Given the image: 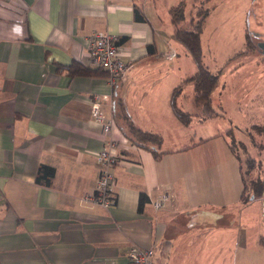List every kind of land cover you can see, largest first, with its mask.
I'll list each match as a JSON object with an SVG mask.
<instances>
[{"label":"crops","instance_id":"crops-1","mask_svg":"<svg viewBox=\"0 0 264 264\" xmlns=\"http://www.w3.org/2000/svg\"><path fill=\"white\" fill-rule=\"evenodd\" d=\"M217 1L229 4L224 20L248 2L253 29L264 35L262 10L249 7L258 0H0V264H131L134 246L153 249L154 264H264V208L240 202L242 169L225 134L264 124L233 127L229 112L233 101L236 116L264 117V61L222 69L212 97L222 117L201 114L191 85L177 99L195 115L188 126L170 104L173 89L196 72L172 38L170 9L184 2L192 15ZM95 32L121 40L128 67L114 87L105 76L57 71L73 62L92 67ZM95 96L106 98L107 116L120 101L138 128L160 135V158L132 145L117 124L105 135L92 117ZM219 118L231 127L219 130ZM113 140L121 155L116 202L104 209L87 196L99 177L96 155ZM41 165L55 169L51 187L36 183Z\"/></svg>","mask_w":264,"mask_h":264},{"label":"trees","instance_id":"trees-1","mask_svg":"<svg viewBox=\"0 0 264 264\" xmlns=\"http://www.w3.org/2000/svg\"><path fill=\"white\" fill-rule=\"evenodd\" d=\"M195 1L199 2L201 0ZM209 1L210 0H204V2ZM204 2H202V4ZM185 9L186 5L184 2H181L177 6L171 7L170 9L172 23L177 27L172 38L186 49L187 55L190 57L196 67V72L191 77L186 78L179 86L173 89L170 104L172 111L178 121L183 125L188 126L192 122L195 115L182 111L177 105V99L184 91V89L189 85H191L194 89L195 107L201 111V114L205 118H214L218 116L222 117L224 115L214 108L212 100L213 94L218 88L222 70H219L217 72L211 71L208 66L205 65L203 60L201 34L204 23L210 15V10L209 8H204L201 6V8H199L195 14L196 18L191 19L192 27L190 30H188L179 27V25L185 20ZM135 13L137 21H145L144 17L139 14V11L137 9ZM119 43H121V40H119L118 44ZM256 48L260 49L261 51L263 50L260 45H254L251 37L249 35H246V49L238 53L237 56H241L244 54H254ZM149 52L150 55L154 54L152 46L149 47ZM57 71L59 73H65L71 78L78 76H105L108 78V74L103 69L85 67L79 62H73L70 65H57ZM114 112L115 113L113 117L116 121V124L123 135L129 140V142L138 148L149 150L156 159H159L162 155V152H159V150L161 149L163 138L158 134L144 131L138 128L134 124L130 115L127 113L123 103H121L120 101L117 104L116 111ZM251 129L252 131H255L256 134L264 136V124L252 126ZM236 133L237 132L234 128H230L226 131L225 134L229 138L228 146L230 152L236 157L239 162H241V157L238 153L240 150L246 151V147L243 143L236 141ZM248 137L252 139V135H250V133L248 134ZM247 162L250 168H253L255 161L252 159H248ZM54 177L55 169L53 167L41 165L36 175V183L41 186L51 187ZM242 183L243 190L240 196V202L243 205H248L260 201L263 205L264 180L257 178L248 181L242 174ZM146 201V196L141 195L139 200L140 210L146 203Z\"/></svg>","mask_w":264,"mask_h":264},{"label":"rangeland","instance_id":"rangeland-1","mask_svg":"<svg viewBox=\"0 0 264 264\" xmlns=\"http://www.w3.org/2000/svg\"><path fill=\"white\" fill-rule=\"evenodd\" d=\"M223 3L222 1H217L207 6L210 10L211 17L204 23L201 34L205 65L214 72L222 69L226 71L230 65L234 66V64H239L243 61H264V50L261 51L258 48L255 49L254 55L244 54L237 56L238 53L246 49V35L251 37L254 45H264V35L261 34L262 32L259 34L253 29L255 26L254 19L251 15L253 12L246 9L248 2L243 1L239 3L238 8L229 13V20L223 19V12L228 10L229 4L225 5ZM230 5L236 7L237 4L231 3ZM192 7L190 4L186 9V19L180 24L183 29L190 30L192 27L191 19L196 18L195 13L191 15ZM249 7H252L251 10H254L255 13H257L256 9H261L262 16H264V0L250 3ZM232 102V109L229 112L233 119V127L246 128L252 124H261L264 122V117H258L253 112H246V114L243 113L241 116H236ZM224 127H231L228 120L217 119V128L221 130ZM245 131L236 133V141L243 143L246 147V151L240 150L238 153L241 157L242 174L248 181L257 178L264 180V136L256 134L251 128ZM249 133L252 135V139L248 137ZM248 159L255 161L253 168H250L247 162ZM261 235L264 236V228ZM260 240L259 244H262L264 247V242L260 243ZM262 252L264 256V248H262Z\"/></svg>","mask_w":264,"mask_h":264},{"label":"built area","instance_id":"built-area-1","mask_svg":"<svg viewBox=\"0 0 264 264\" xmlns=\"http://www.w3.org/2000/svg\"><path fill=\"white\" fill-rule=\"evenodd\" d=\"M88 56L94 68H101L108 74V81L114 87L118 80L126 73L127 64L122 58L119 39L103 32H95L88 38ZM105 97L95 96L91 102L93 120L102 126L105 135L110 136L116 127L113 117L107 116L103 110ZM120 142L111 141L96 155L99 166V177L93 192L87 196V201L93 206L104 209L111 208L116 197L113 192L115 182L114 168L120 163L121 155L118 152ZM167 201L162 197L154 202V207L160 209ZM131 264H154V250L151 248L131 247L127 251Z\"/></svg>","mask_w":264,"mask_h":264},{"label":"water","instance_id":"water-1","mask_svg":"<svg viewBox=\"0 0 264 264\" xmlns=\"http://www.w3.org/2000/svg\"><path fill=\"white\" fill-rule=\"evenodd\" d=\"M260 47L264 50V45L260 44ZM263 208H264V201H263ZM263 215H264V210H263Z\"/></svg>","mask_w":264,"mask_h":264}]
</instances>
